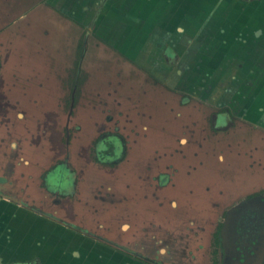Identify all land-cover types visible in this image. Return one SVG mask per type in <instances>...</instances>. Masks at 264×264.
<instances>
[{
    "label": "rangeland",
    "instance_id": "374dc122",
    "mask_svg": "<svg viewBox=\"0 0 264 264\" xmlns=\"http://www.w3.org/2000/svg\"><path fill=\"white\" fill-rule=\"evenodd\" d=\"M56 1L0 0V198L119 252L221 264L216 231L227 212L264 194V132L217 102L221 86L249 76L223 55L242 44L235 37L248 31L246 14L243 25L199 24L187 9L189 19L170 26L172 40L159 17L119 41L102 29L106 13L119 18L108 8L117 0H86L72 16ZM246 1L250 15L264 6ZM202 12L210 18V8ZM148 27L154 42L142 36ZM135 36L138 45L125 48ZM192 78L195 87L186 85Z\"/></svg>",
    "mask_w": 264,
    "mask_h": 264
},
{
    "label": "crops",
    "instance_id": "0c3cea01",
    "mask_svg": "<svg viewBox=\"0 0 264 264\" xmlns=\"http://www.w3.org/2000/svg\"><path fill=\"white\" fill-rule=\"evenodd\" d=\"M143 1H126V5H130L129 10L135 22L141 21L147 26L149 21L154 24L160 17L159 19L163 18V26L168 24L170 31L172 30L170 26H176L182 19L188 18L187 9L196 10L194 19L199 24L210 19L211 24L226 21L227 25L232 22L235 25H243L242 17L246 14L248 31L242 27L235 37L237 41L241 40L242 44L238 43L239 49L233 44L231 50L223 52V55L228 57L226 67L238 66L249 76H246L247 78L242 76V83L235 84V87L230 81V84L227 83L228 86H221L220 89L223 91L219 90L217 102L226 104L230 111L231 109L236 113L239 111V117H242L251 129L264 132V6L258 7L254 11L255 14L250 15L249 12L247 14L249 6L245 5L251 4V1L246 0ZM205 4L208 6H204ZM139 5L141 8L145 5V11L137 12ZM262 5L264 2L259 6ZM255 6L256 4H253V7ZM203 8H210V18H205L207 16L202 12ZM197 9H200V12H197ZM153 11L155 16L149 19L148 13ZM154 34L153 28H149L148 37L156 40ZM227 34L229 38L231 32L227 31ZM253 34L256 36L255 42L252 40ZM217 38L214 33L212 46L217 42ZM240 57L244 60L234 64ZM236 99H241V102H237ZM24 206L23 203L15 204L7 197L0 198V260L3 262L0 264H135L134 261L126 259L121 251L110 249L100 241L87 237L85 231H76L73 227L54 219V216L44 215L40 210Z\"/></svg>",
    "mask_w": 264,
    "mask_h": 264
},
{
    "label": "flooded vegetation",
    "instance_id": "af4514ba",
    "mask_svg": "<svg viewBox=\"0 0 264 264\" xmlns=\"http://www.w3.org/2000/svg\"><path fill=\"white\" fill-rule=\"evenodd\" d=\"M119 2L120 0H117L112 3L111 7H108V8H111V10H113L115 13H117L119 18L113 16L114 17V20H113V18H111V15L110 14L108 15L106 13V17L104 19V22H106V25L103 24L104 28L102 29L106 32L108 28H112L113 33H106V35H108V37L113 36V38L115 39L117 38L120 41L123 36V33L125 32L129 33L128 28L131 29L132 28L131 25H134V24L136 25L137 23H134L135 22L134 18H132L133 16L130 13V10H129L130 5L127 6L126 3H122V2L119 3ZM85 3L87 6L88 2H86V0H57L56 1V5L58 6L57 8L61 7L63 4L62 8H59V9L62 12H64L66 15L68 14L70 16H72V13L75 15L83 11L84 10L83 5ZM81 8L82 10H80ZM118 10H120L121 12H119ZM84 15L85 14H83V16ZM129 22H130V25H129ZM149 28L150 27L146 28V30L148 31ZM164 35L167 36L166 38H164V40H167L168 38L171 39L172 37L171 31L169 30L167 34L165 27H164ZM150 40L154 42L157 39L156 40L150 39ZM216 41L218 40L216 39ZM133 42H134V39H132L131 41L129 40L128 42L123 41L122 44L125 45V48H127L128 45L134 46ZM136 53L138 52L136 51ZM151 56L150 54L149 56H147L149 62H151V59H150ZM215 58L216 57L213 58V61L215 60ZM185 59L186 58H184L182 61L183 63L182 68L191 69L189 62H184ZM195 76H198V75H195ZM190 83H191L190 85L186 83L185 84L187 86L193 85V87H195L196 78L195 79L192 78ZM230 112L233 113V110L231 109ZM1 195L4 196L3 193ZM7 198L11 199L12 201L15 200L13 202H16V198L13 196H10L7 194ZM18 204H20V200ZM30 208H35L36 210H39L35 206H31ZM67 225L74 227L73 225H70L68 223ZM216 233L217 235L219 234V237L216 236L218 238V240L216 239V245L219 249L218 253H219V256L221 257V264H262V262L264 261V194L261 193L259 195L249 196L243 199L240 203H238L234 207H232L227 212L226 218L222 224V227L220 228V230H217ZM89 236L94 239L97 238L96 236L94 237L90 234ZM105 242H107L108 244L112 246H115V248L118 245L117 243L111 242V241H105ZM154 243H156V241ZM119 248H120V251L122 250V251L127 252L128 250V253H131L134 256L135 264H168L165 260L164 261L156 260L152 258L151 256L146 255L145 253L144 254L140 253L132 248L130 249L128 247H124L120 245H119ZM165 252H167V250ZM0 262L2 261L0 260ZM172 262H173L172 264H177V262L174 259ZM214 264H218L217 260L215 261Z\"/></svg>",
    "mask_w": 264,
    "mask_h": 264
},
{
    "label": "trees",
    "instance_id": "16d2710c",
    "mask_svg": "<svg viewBox=\"0 0 264 264\" xmlns=\"http://www.w3.org/2000/svg\"><path fill=\"white\" fill-rule=\"evenodd\" d=\"M130 23V22H129ZM130 25V24H129ZM131 26H133V25H131ZM145 32L147 33V30L145 29V31H144V33H143V35L142 36H144L145 37ZM133 44H136V45H138V42H137V39H136V36L134 37V42H133ZM110 146L111 147H114V144L113 143H110ZM109 151V150H108Z\"/></svg>",
    "mask_w": 264,
    "mask_h": 264
}]
</instances>
